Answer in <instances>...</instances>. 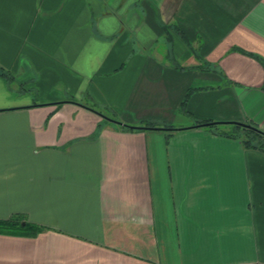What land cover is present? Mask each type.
<instances>
[{
    "label": "crops",
    "instance_id": "1",
    "mask_svg": "<svg viewBox=\"0 0 264 264\" xmlns=\"http://www.w3.org/2000/svg\"><path fill=\"white\" fill-rule=\"evenodd\" d=\"M241 121L264 0H0V264H264Z\"/></svg>",
    "mask_w": 264,
    "mask_h": 264
},
{
    "label": "trees",
    "instance_id": "2",
    "mask_svg": "<svg viewBox=\"0 0 264 264\" xmlns=\"http://www.w3.org/2000/svg\"><path fill=\"white\" fill-rule=\"evenodd\" d=\"M198 122H208L198 121ZM215 124V123H214ZM233 130L231 132L220 133L239 138L242 145L249 148H257L264 151V132L257 126L251 124V126L243 125L240 123H232ZM129 128H134L128 126ZM214 130L216 128L213 127ZM43 227L37 224L26 221L21 216H11L8 219H0V233L6 234H22V235H34Z\"/></svg>",
    "mask_w": 264,
    "mask_h": 264
},
{
    "label": "water",
    "instance_id": "3",
    "mask_svg": "<svg viewBox=\"0 0 264 264\" xmlns=\"http://www.w3.org/2000/svg\"><path fill=\"white\" fill-rule=\"evenodd\" d=\"M212 122H206L205 124H211ZM235 123H240V124H243V125H247V126H251V124L249 123H243L242 121L241 122H235Z\"/></svg>",
    "mask_w": 264,
    "mask_h": 264
},
{
    "label": "flooded vegetation",
    "instance_id": "4",
    "mask_svg": "<svg viewBox=\"0 0 264 264\" xmlns=\"http://www.w3.org/2000/svg\"><path fill=\"white\" fill-rule=\"evenodd\" d=\"M243 123H245V122H243Z\"/></svg>",
    "mask_w": 264,
    "mask_h": 264
}]
</instances>
